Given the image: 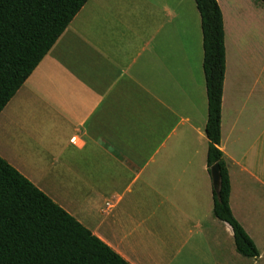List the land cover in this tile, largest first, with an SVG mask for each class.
<instances>
[{
  "label": "crops",
  "instance_id": "0c3cea01",
  "mask_svg": "<svg viewBox=\"0 0 264 264\" xmlns=\"http://www.w3.org/2000/svg\"><path fill=\"white\" fill-rule=\"evenodd\" d=\"M216 1L218 148L256 258L212 216L193 0H88L0 112V157L128 264H264V4Z\"/></svg>",
  "mask_w": 264,
  "mask_h": 264
},
{
  "label": "trees",
  "instance_id": "16d2710c",
  "mask_svg": "<svg viewBox=\"0 0 264 264\" xmlns=\"http://www.w3.org/2000/svg\"><path fill=\"white\" fill-rule=\"evenodd\" d=\"M88 0H0V112ZM200 16L207 98L206 166L219 168L212 187L214 219L232 231L235 251L258 250L230 207V180L219 150L225 73L223 20L216 0H193ZM264 4V0H255ZM0 264H128L0 157Z\"/></svg>",
  "mask_w": 264,
  "mask_h": 264
},
{
  "label": "rangeland",
  "instance_id": "374dc122",
  "mask_svg": "<svg viewBox=\"0 0 264 264\" xmlns=\"http://www.w3.org/2000/svg\"><path fill=\"white\" fill-rule=\"evenodd\" d=\"M229 1H231V0H220V3H221V5H222V7H223V9H224V11H228V9H226L227 7H226V3H229ZM253 1V0H252ZM257 2V1H256ZM250 22V21H249ZM226 25H228V20H226ZM261 33L263 34V36H264V29H262L261 30ZM226 40H227V50H228V52H229V50H231V41H230V39H228V37H226L225 38ZM254 226V224H251V227H253ZM254 228V227H253ZM247 233V232H246ZM248 234V233H247ZM255 234H256V236H253L254 237V239H255V241L259 244V239H258V237H257V235H258V232H255ZM250 237V236H249ZM260 245V244H259ZM259 248H261V249H263L261 246H259Z\"/></svg>",
  "mask_w": 264,
  "mask_h": 264
},
{
  "label": "water",
  "instance_id": "95a60500",
  "mask_svg": "<svg viewBox=\"0 0 264 264\" xmlns=\"http://www.w3.org/2000/svg\"><path fill=\"white\" fill-rule=\"evenodd\" d=\"M210 176L212 181V187L216 192H218L220 175H219V168L217 165H214L210 168Z\"/></svg>",
  "mask_w": 264,
  "mask_h": 264
},
{
  "label": "built area",
  "instance_id": "2783aa9c",
  "mask_svg": "<svg viewBox=\"0 0 264 264\" xmlns=\"http://www.w3.org/2000/svg\"><path fill=\"white\" fill-rule=\"evenodd\" d=\"M77 144V143H76Z\"/></svg>",
  "mask_w": 264,
  "mask_h": 264
}]
</instances>
